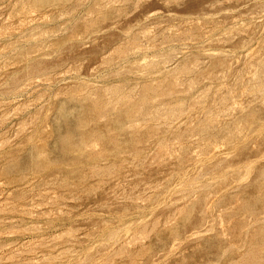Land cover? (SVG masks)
<instances>
[{
  "label": "rangeland",
  "instance_id": "1",
  "mask_svg": "<svg viewBox=\"0 0 264 264\" xmlns=\"http://www.w3.org/2000/svg\"><path fill=\"white\" fill-rule=\"evenodd\" d=\"M0 264H264V0H0Z\"/></svg>",
  "mask_w": 264,
  "mask_h": 264
}]
</instances>
